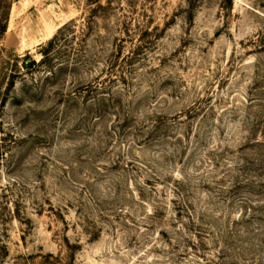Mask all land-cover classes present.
I'll return each instance as SVG.
<instances>
[{"label":"rangeland","instance_id":"obj_1","mask_svg":"<svg viewBox=\"0 0 264 264\" xmlns=\"http://www.w3.org/2000/svg\"><path fill=\"white\" fill-rule=\"evenodd\" d=\"M0 264H264V0H14Z\"/></svg>","mask_w":264,"mask_h":264},{"label":"trees","instance_id":"obj_2","mask_svg":"<svg viewBox=\"0 0 264 264\" xmlns=\"http://www.w3.org/2000/svg\"><path fill=\"white\" fill-rule=\"evenodd\" d=\"M14 0H0V33H4L7 28L8 10L12 6ZM3 13V15H2ZM32 64L35 63L34 60L31 61ZM26 65L29 62H25Z\"/></svg>","mask_w":264,"mask_h":264}]
</instances>
